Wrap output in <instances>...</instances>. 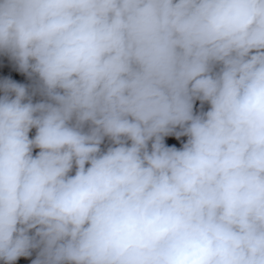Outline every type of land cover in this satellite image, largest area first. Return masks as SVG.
Wrapping results in <instances>:
<instances>
[{
    "label": "clouds",
    "instance_id": "1",
    "mask_svg": "<svg viewBox=\"0 0 264 264\" xmlns=\"http://www.w3.org/2000/svg\"><path fill=\"white\" fill-rule=\"evenodd\" d=\"M0 56L2 264H264V0H0Z\"/></svg>",
    "mask_w": 264,
    "mask_h": 264
},
{
    "label": "rangeland",
    "instance_id": "2",
    "mask_svg": "<svg viewBox=\"0 0 264 264\" xmlns=\"http://www.w3.org/2000/svg\"><path fill=\"white\" fill-rule=\"evenodd\" d=\"M4 75L10 76L19 83L27 84L29 82L24 74L16 71V69L13 67L11 62L6 57L0 56V78H3ZM181 139H185V138H181ZM166 143L170 145L176 144L177 147L180 146V141H177L175 140V138L172 137L166 138ZM32 258H34V256L30 258H20V260L17 261V264H31ZM0 264H2V262H0Z\"/></svg>",
    "mask_w": 264,
    "mask_h": 264
}]
</instances>
